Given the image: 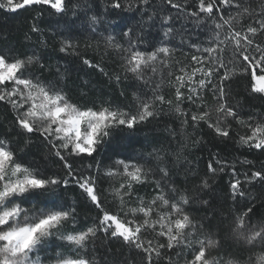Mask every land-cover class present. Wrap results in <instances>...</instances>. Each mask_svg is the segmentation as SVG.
<instances>
[{
  "label": "snow or ice",
  "instance_id": "snow-or-ice-1",
  "mask_svg": "<svg viewBox=\"0 0 264 264\" xmlns=\"http://www.w3.org/2000/svg\"><path fill=\"white\" fill-rule=\"evenodd\" d=\"M165 3L208 33L199 42H189L181 33L179 47L198 53L190 61L187 54L176 59L171 13L160 17L155 36L145 31V23L149 30L156 23L157 12L148 10L150 0H135L127 6L110 0L114 10L136 7L147 17L139 22V31L126 26L115 37L97 34L100 19L93 15L85 21L92 34L99 36L96 48L102 42L105 54L118 63L120 70L114 73L94 65L79 53L73 37L62 35L59 52L99 68L110 84L122 88L119 103L103 97L74 101L66 91L67 66L63 72L57 67L49 79L44 70L51 66L42 62L41 54L0 48V102L13 112L7 130L0 121V264H42L38 253L53 236L66 242L71 255L58 251L50 264H180L181 258L183 264H264V193L256 202L248 191L254 184L264 189V160L258 161L257 168L245 159L241 165L256 170L243 173L231 165L228 191L221 195L209 181L218 171L229 170L219 153L210 154L203 176L189 164L182 177L179 168L183 165L176 166L180 153H171L163 143L147 154L114 152L107 165L104 157L98 158L117 132H135L164 115L174 116L184 128L206 126L214 139L233 142L237 148L246 147L264 157V108L245 113L233 88L242 82L249 96L264 98V0L255 4L253 0ZM85 4L86 0H76L69 9L68 0H3L0 10L16 12L48 5L54 10L50 15L63 17L70 10L73 15L78 8L86 10ZM31 31L41 32L35 23ZM92 46L90 41L86 45ZM176 71L180 74L174 75ZM166 80L171 97L164 91ZM209 94L212 104L207 103ZM165 130L175 139L174 127ZM22 136L27 139L19 147ZM34 142L44 149L42 161L24 159ZM197 180L190 194L188 185ZM106 182L109 188L102 189ZM70 184L80 190L81 203L69 205L62 195ZM149 188L150 192L140 194V189ZM109 192L111 205L106 201ZM45 196L55 200L43 205ZM194 201L203 212L199 220L191 213ZM226 205H230L227 211H222ZM81 206L95 212L86 217L91 224L83 228L78 224ZM69 222L72 230L65 234L62 229ZM101 233L106 242H118L127 249L124 259L112 261L108 255L101 259L95 248L88 250L89 241ZM213 250L218 255L212 256ZM107 251L110 254L112 249Z\"/></svg>",
  "mask_w": 264,
  "mask_h": 264
},
{
  "label": "trees",
  "instance_id": "trees-1",
  "mask_svg": "<svg viewBox=\"0 0 264 264\" xmlns=\"http://www.w3.org/2000/svg\"><path fill=\"white\" fill-rule=\"evenodd\" d=\"M0 2H3V0H0ZM120 2L127 6L128 4H134L135 0H120ZM192 2L193 0H188L189 4ZM253 2L255 4L258 3L259 0H253ZM74 3H76V0H68V8L71 9ZM85 9L86 10L76 9V15H73V12L70 10L67 15L63 17L58 14L50 15L49 13H54V10L50 9L48 5H32L27 9H20L16 12L0 10V48H11L16 53L27 55H33L34 53L41 54L44 58L42 62L46 66H51L50 68L46 67L44 70V76L49 79H51L50 73L53 75L57 73V67L63 72L67 66L69 75L67 77L66 91L74 101H83L85 98L90 100L95 97H103L104 99L110 98L119 103L123 99L120 97L122 88L116 86L115 83L110 84L108 78L101 73L99 68H90L83 65L76 56H67V54L59 52L60 40L62 35H70L74 38L73 43L79 45V53L86 55L88 59L93 61L94 65L99 64L105 71L114 73L120 70L118 63L114 62V57L112 55L105 54L102 42L99 49L96 48L95 44L99 36L92 34L90 27L85 21L91 16L96 15L101 21L100 24L96 25V33H103L104 35L112 34L115 37L117 33H120L126 26H136V30L139 31V22H141L142 19L146 21L147 17H142L141 12L136 11V7H133L131 10H127L126 7L114 10L110 7V0H86ZM148 10L149 12L152 10L157 12L155 18L156 23L150 30L149 25L147 23L144 24L145 31H150L153 36L156 35L161 16L171 13L175 18L173 27L176 30L174 43L177 45V60H182L184 58L183 54H187L188 61H190L191 55L198 54L196 49H190L188 47H183L181 49L179 47L181 33H183L184 39L189 42L204 41L208 38V33L205 32L204 28L199 27L194 19L191 17L186 18L184 16H178L175 9L166 5L165 0H150ZM37 13H39V15H37ZM34 23L41 30L40 33L31 31V27ZM57 27L59 28V32H57ZM105 29L109 31H105ZM26 37H30V39ZM221 39H223V36H221ZM42 40L44 44L47 45L46 47L41 43ZM89 41L92 43V47H86ZM32 70L36 71V69ZM187 72H191V67L187 69ZM178 74H180L178 71L174 73V75ZM85 82H87L86 85ZM157 82L159 81L157 80ZM233 88L235 90V98L241 100L243 103V111L245 113L250 112L253 108H264V98L249 96L244 92L242 82L234 83ZM164 91L168 97H171L172 92L168 87L167 80L165 81ZM131 92L132 89H129V99L131 98ZM82 93H87V97H84ZM124 103H127V101H124ZM207 103H213L210 94L207 97ZM12 119L13 112L11 107H5L4 104L0 102V121L4 123L3 130L8 129ZM181 119L183 118L181 117ZM170 127L175 128V139L165 130ZM13 136L15 137V133H13ZM25 139H27V137L22 136L19 138V147H24ZM32 139L35 141L34 137ZM198 140L201 142L196 143ZM169 141L171 142L170 148ZM161 143H163L164 147L168 148L171 153H180L178 165L176 166L183 165V167L179 168L181 177L189 168V164L193 171L198 169L200 175L203 176L209 162L210 154L219 153V155L224 158L225 163L229 165V170L224 174H220L218 171L215 176H209V181L216 185V191L221 193V195L228 191L231 165L235 164L237 169L243 173L246 170H256V168L248 169L247 166H242L241 162L245 159L256 164L257 168L258 161L264 160V157L259 156L257 152L250 151L246 147L237 148L233 142L226 143L219 139H214L212 132L209 131L206 126H201L196 129L190 126L184 128L181 126L180 120H177L174 116L169 117L168 115L158 117L150 123L140 127L135 132H117L112 142L105 145V148L101 151L98 158L104 157L105 165H107L110 163L108 157L114 152H120L122 156L129 152L147 154L152 151L153 146L158 147ZM26 153L27 155L24 157L26 161L34 159L42 161L44 157V149L36 142L26 149ZM116 158L115 156L112 157V159ZM172 159L175 161L177 157L173 156ZM140 163L146 162L141 160ZM146 166L151 167L152 164H147ZM239 178L244 179L243 176ZM149 179H151V177ZM198 182L197 180L189 183L188 188L190 194L193 190V183ZM109 185L110 182H106L101 185V188L108 189ZM115 186L118 187V184ZM146 191L150 192L151 189H140V194L144 195ZM248 191L250 195L255 198L256 202H259L260 195L264 193V189L255 184L250 187ZM62 195L66 198L69 205L79 204L83 200V197L80 195V190L71 184L66 191L62 192ZM53 200H55V197L45 196L42 198L41 203L43 205H50ZM106 201L108 205H111L112 195L110 192L106 194ZM23 206L29 207L30 205L25 204ZM229 206L230 205H226L221 210L227 211ZM78 211L80 212L79 227L83 228L86 224H91V219H86V217L95 216V212H90L83 206L79 207ZM191 213L196 220H199L200 216L203 215L196 201L193 202ZM71 230V222L62 229L65 234ZM92 248H95L96 254H98L101 259H103L105 255H108L110 260L117 262L124 259L127 254V249L123 248L118 242H106L102 233L98 234L94 240L89 241L88 250L91 251ZM108 248L112 249L110 254L107 251ZM117 249H120V251H117ZM178 250L179 249H177V251ZM58 251L63 252L65 256L70 257L71 255L66 242L61 241L58 236H53L48 241L45 249L38 253L41 257L42 264H50ZM172 255L175 256V252H173ZM211 255L216 256L218 253L213 250ZM246 255L245 253L244 256L246 257ZM133 256H135V253H133ZM180 264H183V258H181Z\"/></svg>",
  "mask_w": 264,
  "mask_h": 264
}]
</instances>
